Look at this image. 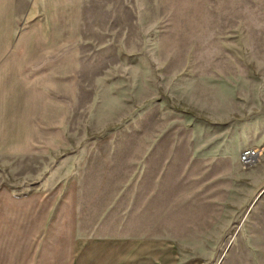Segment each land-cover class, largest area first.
<instances>
[{
    "label": "rangeland",
    "instance_id": "obj_1",
    "mask_svg": "<svg viewBox=\"0 0 264 264\" xmlns=\"http://www.w3.org/2000/svg\"><path fill=\"white\" fill-rule=\"evenodd\" d=\"M90 236L264 264V0H0V264Z\"/></svg>",
    "mask_w": 264,
    "mask_h": 264
},
{
    "label": "crops",
    "instance_id": "obj_2",
    "mask_svg": "<svg viewBox=\"0 0 264 264\" xmlns=\"http://www.w3.org/2000/svg\"><path fill=\"white\" fill-rule=\"evenodd\" d=\"M74 241H119L116 242V244L120 247L113 251V253H111V256H108L107 251L105 249H102L101 246L96 245L91 249L87 248L84 243L80 242L76 248V264H102L101 262L103 259L107 260L103 264H125L127 256V264H143L144 261V264H148V262L150 264H157L162 260L161 257H164L160 250L153 245L148 246L151 249L148 252V255L145 256L146 252L144 246L146 244L139 241H158L153 239L147 240L138 237L125 238L123 236H90L86 238L77 237ZM120 241H129V244L124 248ZM90 249L92 250V253L91 255H88ZM98 249L101 250V253H99ZM124 253L126 254V258L124 257Z\"/></svg>",
    "mask_w": 264,
    "mask_h": 264
},
{
    "label": "built area",
    "instance_id": "obj_3",
    "mask_svg": "<svg viewBox=\"0 0 264 264\" xmlns=\"http://www.w3.org/2000/svg\"><path fill=\"white\" fill-rule=\"evenodd\" d=\"M259 151L255 149H247L243 153L242 161L246 163H252L258 157Z\"/></svg>",
    "mask_w": 264,
    "mask_h": 264
}]
</instances>
